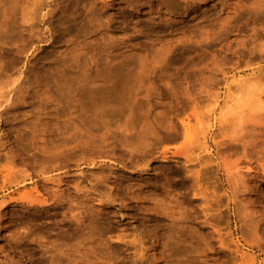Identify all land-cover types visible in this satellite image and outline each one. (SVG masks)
I'll return each instance as SVG.
<instances>
[{
	"label": "rangeland",
	"instance_id": "rangeland-1",
	"mask_svg": "<svg viewBox=\"0 0 264 264\" xmlns=\"http://www.w3.org/2000/svg\"><path fill=\"white\" fill-rule=\"evenodd\" d=\"M254 1L0 0V264H264Z\"/></svg>",
	"mask_w": 264,
	"mask_h": 264
},
{
	"label": "bare ground",
	"instance_id": "bare-ground-1",
	"mask_svg": "<svg viewBox=\"0 0 264 264\" xmlns=\"http://www.w3.org/2000/svg\"><path fill=\"white\" fill-rule=\"evenodd\" d=\"M257 2H259L260 1V3L261 2H263L262 0H256ZM256 1H254V3L256 4L257 2ZM258 4L257 6V8H254V7H251V5H250V7L251 8H253L254 9V12H256V14L257 13H261V11H262V9L264 8V4ZM254 5V4H253ZM252 5V6H253ZM254 6H256V5H254ZM248 8H249V6H248ZM250 9V8H249ZM249 9L247 10V9H245V10H247V11H249ZM256 10V11H255ZM264 10V9H263ZM250 11H252V10H250ZM254 12H253V14H254ZM260 13L258 14V16H260ZM262 13H264L263 11H262ZM249 14H250V12H249ZM255 14V15H256ZM251 15H252V13H251ZM263 15V14H262ZM253 16V15H252ZM257 18H259V17H257ZM254 19V18H253ZM230 31V30H229ZM254 48V47H253ZM252 49V48H251ZM252 50H254V49H252ZM260 53L262 54V53H264V48H261L260 49ZM253 54H255V52L253 53ZM264 67V66H263ZM253 69H255V68H253ZM255 71V70H254ZM262 71L264 72V70L262 69ZM261 71V75H263V72ZM257 72V71H256ZM260 72V70L258 71V74H260L259 73ZM253 74H254V77L256 76V74L255 73H252V75L247 79V80H245L246 82H247V85H246V82L245 83H241V90H243L242 88H244V90H245V92H246V94L244 93V92H242L241 91V94L243 95V94H245V97H244V95L242 96L241 94V96L240 95H238V98H239V96L241 97V100H239V104H238V106H237V108L235 107V106H233V107H231L230 108V110H232V111H230L231 113H234V114H237V120H238V122L237 123H239L240 125H241V123L243 124L244 123V121H246L245 119H246V117H244V114L246 113V111H250V112H252V111H254V110H256V109H258V110H262V112H263V110H264V103H262V104H257L258 102H262V101H264V100H262V94L264 93H261V89H259V87H258V89H257V86H256V88H254V86H255V84H254V86H253V84H251L250 83V80H251V78H252V76H253ZM244 78V77H243ZM257 78V77H256ZM255 78V79H256ZM245 79V78H244ZM251 81H254V80H251ZM242 82V81H241ZM244 82V81H243ZM249 82V83H248ZM237 84H238V82H237ZM243 84V85H242ZM245 84V85H244ZM252 85V86H251ZM243 86V87H242ZM239 87V86H238ZM262 88V87H261ZM236 89V88H235ZM237 91V90H236ZM256 91V92H255ZM262 91H264V90H262ZM255 92V93H254ZM242 97H244V99L242 100ZM240 99V98H239ZM237 109H235V108ZM228 109V108H227ZM228 111V110H227ZM254 113H255V111H254ZM257 113V112H256ZM224 114H225V112H224ZM251 114V113H250ZM262 115V113L261 114H259V115H257V118H255L256 116L255 115H252V116H255V117H253V119H254V121L255 120H257L259 117L258 116H261ZM247 116V115H246ZM249 116V115H248ZM251 116V117H252ZM263 119H264V116L262 117ZM252 119V120H253ZM260 119V118H259ZM249 122V121H248ZM246 123V122H245ZM243 128V127H242ZM240 173H242V172H240ZM25 179V178H24ZM25 180H27V179H25ZM27 182H29V181H27ZM23 184V183H22ZM38 200V199H37ZM40 201V200H39ZM38 201V202H39ZM42 201V200H41ZM44 202V201H43ZM9 203V202H8ZM14 203H16V202H14ZM40 203H42V202H40ZM4 204H6V203H4ZM264 235V234H263Z\"/></svg>",
	"mask_w": 264,
	"mask_h": 264
}]
</instances>
